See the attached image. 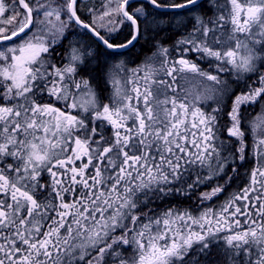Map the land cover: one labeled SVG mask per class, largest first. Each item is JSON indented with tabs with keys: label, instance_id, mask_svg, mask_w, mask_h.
I'll return each instance as SVG.
<instances>
[{
	"label": "snow or ice",
	"instance_id": "snow-or-ice-1",
	"mask_svg": "<svg viewBox=\"0 0 264 264\" xmlns=\"http://www.w3.org/2000/svg\"><path fill=\"white\" fill-rule=\"evenodd\" d=\"M0 264H264V0H0Z\"/></svg>",
	"mask_w": 264,
	"mask_h": 264
},
{
	"label": "flooded vegetation",
	"instance_id": "flooded-vegetation-1",
	"mask_svg": "<svg viewBox=\"0 0 264 264\" xmlns=\"http://www.w3.org/2000/svg\"><path fill=\"white\" fill-rule=\"evenodd\" d=\"M256 115V113L255 112H253V116H255Z\"/></svg>",
	"mask_w": 264,
	"mask_h": 264
}]
</instances>
